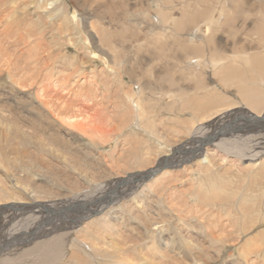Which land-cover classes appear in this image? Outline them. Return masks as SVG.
<instances>
[{"label":"rangeland","instance_id":"obj_1","mask_svg":"<svg viewBox=\"0 0 264 264\" xmlns=\"http://www.w3.org/2000/svg\"><path fill=\"white\" fill-rule=\"evenodd\" d=\"M60 1H67L70 16L76 15L81 26L80 33L74 31L71 34H62L46 27L42 34L33 30L34 35L31 36L29 33L31 26L27 25V20L26 23L21 22L22 25L15 31L17 34L9 31L4 33L5 21L0 23V53H3L0 56L2 80H0V181H2L0 186H9L11 177L18 176L27 182V185L30 184L32 189L51 190L53 196L57 194L61 198L64 197L60 201L70 204L78 209V212L70 214L71 210L66 206L62 212L56 214L68 219L66 221L68 223L69 219L73 220V227L58 231L54 229L55 233L53 231L38 237L34 233L35 235L27 236L26 239L22 238L26 235L23 232L29 222L28 218H31L33 213L17 215L12 220L8 218L4 224L0 223V257L9 256L4 257V260L12 262L23 250H20L23 244H25L23 248H27L37 239L53 238L57 233L68 232L71 239L80 243L82 237H77L76 232L82 231V227L89 221L91 224L89 232L91 231L96 238L93 246L109 250L117 240L114 241L111 231L107 230L103 213L93 215L91 218L86 216V219L77 222L79 216L88 212L83 208L91 201H98L104 193L112 190L115 180L120 181L121 177L132 175L139 169L153 170L158 160L162 161L164 158L169 160L172 157L171 165L163 170L169 171L166 174L160 173L161 176L158 177L159 173H157L149 177V180H129L125 183L126 186L125 184L121 188L119 186L115 191L114 206L130 211H124L122 215L124 214L125 218L130 216L131 219L134 218L135 225L138 222L135 236H151L154 228L163 222L162 226L169 234L175 233L179 238L185 239L219 261L213 253L215 248L213 239L218 234H225V230L227 232L235 230L236 227L233 228L232 225H235L238 219L250 218L249 221L256 222L255 232H262L264 207L254 205L264 203V152L260 153L262 148L254 145L255 140H258V132H249L247 129L250 124L259 120L246 117V110L250 107L238 91V82L248 87H261L263 93L264 84L261 83L262 80L257 81L255 77L248 78L247 75H241L244 79H237V83L236 81L224 83L207 64L210 51L213 49L230 58L234 54L242 56V49H250L264 56V47L256 42L258 39L254 33L257 29L256 22L264 17V0H216L220 2L217 4L219 8L223 3L232 6L230 17L234 20L231 26L229 23H223L225 26L216 32V44L215 42L210 44L207 40L203 42L201 38L205 29L201 26V29L194 30V23L170 31L171 18L182 16V3L189 1L194 3L196 0H89L90 2L58 0ZM211 2L212 0H207V3L200 2L198 8ZM155 4L161 11L171 13L167 21L160 22V12L157 11ZM238 7L243 8L241 14L236 10ZM74 11L76 14L73 13ZM26 16L28 21L37 20V16L31 13H27ZM23 27L24 31L21 30L24 29ZM102 27L111 36L107 45L101 40V32L104 31ZM50 30L53 35H46ZM69 37L72 38L71 42ZM182 37L184 39L189 37L191 43L194 41L200 44L202 47L200 53L182 50L176 43V39ZM30 45L36 46V50L41 53L39 55L42 57H40L41 61H45L44 64L35 63V59L29 56L32 52L29 49L33 47ZM190 57L194 58L190 60ZM236 61L237 66L249 74L250 69L247 68V64ZM2 63L7 66L4 67ZM9 75L14 77L13 82L15 79L17 82L22 80L27 85L23 83L24 86H18L5 81ZM256 82L259 86L255 84ZM197 85L202 87H196ZM214 85L216 88L212 90ZM213 91L222 100L218 103L225 108L228 106L232 108L203 123L197 120L198 123L189 128L188 120L195 111L194 103L205 95L209 96ZM128 92L135 94L133 99L142 98V105L148 111L147 116L153 121L152 126L145 127L140 123L137 106L126 99ZM35 93L44 101L51 100L49 101L52 105L49 106L51 110L54 111L56 108V112L48 113L50 118L55 116L64 125L60 137L67 140L64 142H73L71 151L64 149L60 141L43 140L44 137L39 130L30 127V123L21 119L28 114L21 112L23 108H18L23 106L22 104L35 101ZM254 111L255 114L257 112L264 115V103ZM232 119L235 120L234 123H231ZM230 123L233 126L228 127L226 124ZM222 126L225 127L223 130L220 129ZM214 129H218L216 138L219 137L220 140L225 138L227 148H222L220 144L215 146L218 149L207 145L206 150L208 148L211 163L208 165L204 161L203 164L197 165L195 154L205 146L198 148V145ZM67 130L74 136L76 134L78 137L76 142L72 138L69 139ZM48 133L57 135L52 129L48 130ZM216 138L210 139L209 143H217ZM157 141L170 145L174 150H178L177 153L183 148L186 151L181 152L182 155L173 154L174 156L170 157L162 150H158V146L162 144ZM149 151L152 153L151 156L146 154ZM256 152L258 155L254 156V160L251 159L249 156ZM18 158L25 162L31 161L35 168H26L23 165L22 169H16L7 163ZM146 158H150L151 161ZM6 170L13 175L8 174ZM144 185L146 189L150 186L153 190L148 196L153 200L147 202L153 205L152 209L143 207L144 200L136 195ZM9 189L14 191L13 188ZM206 191L208 192L204 193ZM200 192L203 193L201 197L198 196ZM14 193L15 196L20 195ZM239 206L250 207L251 211L244 214V210H240ZM7 208H9L8 204H0V221ZM34 214L38 213L34 212ZM34 214L33 216H36ZM52 223L53 221H47L45 228ZM165 224L170 228H166ZM172 225L174 228L171 227ZM18 227L21 232L18 231ZM138 231L143 234H139ZM146 231L149 232L145 233ZM232 239L233 241L230 240L226 248L227 252H235L238 255L235 248L241 247L242 236L238 232ZM144 243L143 240L142 244ZM83 245L85 249H89L91 243L84 241ZM233 246L234 248L231 249ZM75 247L78 245L76 244ZM91 251L99 250L92 247ZM112 252L109 250L107 254ZM257 255H261V251L250 253V262L261 263V256L257 257ZM124 262L125 260L121 261ZM90 263L119 264L114 262L111 256L105 258L98 256Z\"/></svg>","mask_w":264,"mask_h":264},{"label":"bare ground","instance_id":"obj_2","mask_svg":"<svg viewBox=\"0 0 264 264\" xmlns=\"http://www.w3.org/2000/svg\"><path fill=\"white\" fill-rule=\"evenodd\" d=\"M77 1L79 2V0H77ZM154 1H158V0H154ZM85 2H87V1H85ZM200 2H206L207 3V0H196L194 3H191L190 1L188 3L187 2L182 3V9H181L182 10V16L180 18H176V17L171 18L172 19V21H171L172 25H170L171 26L170 31L171 30L173 31L175 28L182 29V28H184V26H186L190 23H192V24L194 23L195 24L194 30L201 29V26L204 27L205 30L203 31V38H201V39L203 40V42H204V40H207V42L211 44V43L215 42L216 32H218L222 26H225V25H223V23H229V26H231L230 25L231 22L234 21L233 18L230 17V14H232V13H230L232 6L228 5L226 3L225 4L223 3V5L220 6V8H219L217 6V4L220 2L216 1V0H212L211 4L204 5V7L200 6L198 8V4ZM163 6L164 5L162 4V8H164ZM156 7L158 8L157 11L160 12L159 16H160V22L161 23H163L165 20L167 21L171 17V15H170L171 13L169 14V12H164L163 10L161 11L160 7H158L157 5H156ZM218 10H222V11L218 12ZM236 10L239 14H241V12H243V8H241V7H238ZM216 11L218 13H216ZM27 13H31L33 15H36L37 20L35 21V20L29 19L30 21H28V19H27L28 16H26ZM73 13L76 14V11H74ZM217 14H218V16H217ZM169 15H170V17H169ZM223 17H225V19H223ZM263 18L256 22L255 25H256L257 29L254 32L256 35L255 37H257V39H258V41H256V42L258 44H261L260 46H262V47H264V19ZM26 20H27V25L31 26V29H30L31 32L29 30V33L31 36L34 35V34H32L33 30H37V32L39 31V33L42 34V31L44 32L47 29L46 27H50L51 30L53 29L55 32L58 31V32H61L62 34H64V33L71 34L74 31L75 32L77 31L80 33V27L81 26L76 19V15L70 16L67 1L58 2V0H0V23L5 21V30L3 31L4 33H6L5 31L15 33V31L19 28V26L22 25L21 22L23 23L25 21V23H26ZM229 28H231V27H229ZM21 30L24 31L25 28L24 29L21 28ZM21 30H20V32H21ZM51 30H50V32L48 31L46 35L52 34ZM101 33H102L101 40L104 42L105 45L109 44L110 40H111L110 34L107 31H105V29ZM15 34H17V33H15ZM20 35H21V33H20ZM30 35H28V36H30ZM47 37H49V36H47ZM59 39H61V38H59ZM53 40H54V38H53ZM69 40L71 42L72 38L69 37ZM56 41H59V40H56ZM176 41H177L176 43H178L179 47L182 50H184L185 52L190 53L192 51L195 53H200V51H201L200 49L202 47L200 46V44L194 43V41L191 43L189 37L186 39H184L183 37L181 39L178 38V39H176ZM82 42H84V41H82ZM34 44H36V43H34ZM58 44H60V43H58ZM215 44H216V42H215ZM30 46H33V45H30ZM41 46H39V47H41ZM87 46L88 45L86 44V47ZM102 46H103V44H102ZM33 47H32V49H29V51H32L29 54V56L33 57L35 59L34 60L35 63L44 64L45 61L44 60L41 61V59H40L41 56L39 57V55H41V53L38 52V50H36V46L34 48ZM176 47H178V46H176ZM37 49H38V47H37ZM236 51H238V50H236ZM241 51H242V53H241L242 56H240L239 54L238 55L234 54V55H232L233 57L230 58V56L220 54L221 52L219 50L213 49L210 51V57L208 58L207 66L208 65L211 66L213 68L212 69L213 73L217 74L220 77V81L227 83V84H229L230 81H233V82L236 81V83H237V79H239V78L244 79V77H242V76H246V75L248 78H250L252 76L255 77L257 79V81L262 80L261 83L264 84V56L261 55L259 52L250 51V49H247V50L242 49ZM233 52H235V50H233ZM1 54L3 55V53H0V56H1ZM94 56L96 57L97 53ZM12 58H14V57H12ZM193 58L194 57H190L189 59L191 60ZM228 58H230V59L227 60ZM236 60L242 61L243 64H247V66H248L247 68H249L252 72L250 73L249 69H248L249 74H247L246 72H243L244 70L240 69V67L237 66L238 64H236V62H237ZM3 63H5V62L3 61ZM197 63H198V61H197ZM5 66H7V65L5 64L4 67ZM30 66H31V64H30ZM193 67H195V66H193ZM51 72H53V71H51ZM169 73L171 75V71H169ZM12 75H14V74L12 73ZM12 75H9L8 78L5 79V81L7 80V82L14 83L15 85H18V86L22 85L24 83L22 80L21 81L18 80V82H17L16 79H15V82H13L14 77ZM2 78L4 79V77H2ZM0 80H1V78H0ZM9 83H7V84H9ZM252 84H253V82H252ZM255 84L257 86H259L257 82ZM10 85H12V84H10ZM25 85H27V84H25ZM22 86H24V85H22ZM196 87H202V85L201 86L197 85ZM215 88H216V85H214L212 90H215ZM199 89H201V88H199ZM238 91L244 97L243 100L250 107L246 110L247 111L245 113L246 117L248 119L254 118L256 120H259L256 123L250 124L247 127V129L249 130V132L250 131L258 132V134H257L258 140H255L254 145L258 146V147L260 146L262 148L260 153H263L264 152V131H263L264 130V115L257 113V112L255 114L254 110H258V107L260 105H263L264 93H263L261 87H259V88H254V86L248 87V86L243 85L242 82H238ZM211 93L212 94H210L209 96L205 95L202 99L200 98L201 100H199L198 102L196 101L194 103L195 104V111L191 114V117L189 118L190 120H188V121H190V123H189L190 127L189 128H192L193 125L197 124L198 122L203 123L207 120H211L215 116L220 115L224 111H227V110L232 108V106H228V108L223 107L222 104L218 103V101L220 100V97H218L219 95L215 91H213ZM38 95L39 94H36L35 101L33 100L27 104H22L23 106L18 108V109L23 108L21 110V112H26L31 117L34 116V118L28 117V115H26L28 120H27L26 116H23L21 119L30 123V125H29L30 127L34 128L36 130H39L44 137L43 140L47 139L50 142L52 140L58 141V142L60 141V143H62V146L64 149L71 151V147H72L71 145L73 142H69V143L64 142L65 139L60 137V134H61L60 132L63 131L62 128H64L63 127L64 125H62L59 121L60 119L59 120L56 119L55 116L53 118L51 116V118H50V113H48V112L53 111L50 109V107H52V105L49 104L50 103L49 101H51V100L47 101L45 99L46 101H44L43 98L41 97L42 98L41 99L40 95H39V97H38ZM134 95H133V93L130 94L128 92L126 94V99H128L130 102L135 103V106H137L138 111H139V114H137L138 120L140 121L141 124L145 125V127L152 126L153 121L151 120V117L147 116L148 111L142 105V98L136 97V99H133ZM170 97H172V95H170ZM124 99H125V97H124ZM220 101H222V100H220ZM25 106H27V107H25ZM219 107H221V108H219ZM48 108H49V110H48ZM54 111L56 112V108L54 109ZM63 113H64V110H63ZM197 120H199V121L197 122ZM234 121L235 120L232 119L231 123H234ZM231 123L226 124V125H228V127L233 126ZM223 128H225V127H223V126L220 127V129H222V130H223ZM50 129L54 130L57 133V135L49 134L48 130H50ZM217 130L218 129H214L213 132H211L209 135H206L207 137L205 139H203L201 141V143H199L200 145H198V148L202 147L203 145H205V146L202 148L201 151H198L195 154L197 157V160L195 163L197 165L203 164L204 161H206L207 162L206 164H208V165L211 163V158L209 157L208 148L206 150L207 145H209L213 148H217L215 146H217V144H220V145H222V148L223 147L227 148L228 144L224 141L225 138L223 140H220L221 138L215 137V135L218 132ZM66 133H67V135L70 136L69 139L72 138L75 140L74 142H76L78 140V137L76 136V134H75V136L72 135V132H70L69 130H67ZM219 133H221V132H219ZM197 135H198V133H197ZM254 135H256V134H254ZM203 136H199V137H203ZM251 136H253V135H251ZM214 138H216L217 143L210 144L209 140L214 139ZM240 139L242 140V138H240ZM249 140H251V139H249ZM65 141H67V140H65ZM157 142L162 144V145L158 146V150L159 149L162 150L163 153L165 152V154H167L170 157L173 154L182 155L181 152L186 151L182 147L183 149L182 150L180 149L181 151H179V153H177L178 150H176V149L174 150L170 145L168 146V145H166V143H163L161 141H157ZM44 144L42 143V145H44ZM186 149H189V148H186ZM146 154L151 156L152 153H151V151H149ZM257 155L258 154L256 152V153L250 155L249 157L251 159H253L254 156L256 157ZM243 156H246V155H243ZM172 158H170V159H172ZM170 159L168 160V158H164L162 161L158 160L157 161L158 163H157L156 167L153 168V170H152V168H150L151 170L146 169L143 171H142V169H139V170H137V172L133 173L132 175L129 174L127 177L126 176L121 177L120 181L115 180L114 187L112 188V190L104 193L103 196L101 197V199H99L100 201L99 200L94 201V202L91 201L90 203H88L86 205V207L83 208L84 211L88 210V212H84L83 215L79 216L80 218L76 219L77 222H81V219H86V216L91 218L93 215H96V214L98 215V213L102 212L103 216L105 218L104 221H106V225L108 228L107 230L111 231L114 241L117 240L115 242V245L109 249V250L113 251L112 254H110V253L107 254V252L109 250H103V249H100L99 247L93 246L96 238L91 233V231L89 232V228L91 227V224L89 221V222H87L88 224L86 226L82 227V231H79V233L76 232L77 237H79V236L82 237V242H80V243L76 242L74 239H71L69 237L68 232L60 233V234H58L56 232L57 235L54 236L53 238L50 237L47 239L46 238L37 239V241L33 242L27 248H23L25 244H23V246L21 245L22 247H21V249L20 248L19 249L20 250L23 249V250L21 251V253H19V256L16 259L12 260V262L4 260L5 256H1L0 257V264H67V263H70V264H91L90 263L91 260L93 258H97L98 256H100L102 258L111 256L114 259V262H119V264H264V230L262 232L260 231L261 233L257 232V231L255 232L254 224H256V222L255 221H249L250 218L238 219L236 221L235 225H232L233 228L236 227L235 230L233 229L234 231L231 230V231L227 232L225 229H223L226 232L225 234H218V235L216 234L217 236L216 237L214 236L215 238L213 239V242L215 243L214 244L215 248H214L213 253L215 254V256L217 258H219V261L214 259V257L209 255L208 253L202 252L198 247H195L193 244L189 243L185 239L179 238L175 233L169 234L168 231H166L164 229V227L162 226V224H164L163 222L161 225L156 226L154 228V231H152L151 236H143V237H140L141 235L135 236L137 234L136 226L138 225V222H136L137 225H135V224H133L134 218L131 219V216L125 218L124 214L122 215V212H124V211L130 212V211H126L123 208L118 209L117 206L116 207L114 206L113 203H115V202H113V197H114V195H116L115 191H116L117 187L120 186V188H121L129 180L130 181H132V180L134 181V180H138V179H141L140 181L149 180L152 175H157V173H159L158 177L166 174L169 171L168 170L163 171V170L168 165H171ZM146 160H150V158H146ZM7 163L9 164V166L12 165L11 167H15L16 169H18V168L22 169L23 165H25L26 168H28V167H30L31 169L35 168L33 166L34 164L31 161L25 162V160H23L21 158H18L15 160H10ZM11 167H10V169H11ZM207 168H208V166H207ZM6 172L10 175H13V173H9L8 170H6ZM160 173H161V175H160ZM0 182H2V181H0ZM10 182L11 183L7 187L6 186H0V204H8L9 205V208H7L5 210L6 212H4V214H3V219L1 217L0 223L4 224L8 218H10L12 220V218L14 216H17V215L18 216L19 215L24 216L28 212H31L33 214L35 212V213L39 214V215L34 214L36 216H33V214L30 213L32 215V217L28 218L29 222L27 223V225L25 227L26 230L23 232L26 235H24L22 238L26 239L27 236L31 237L32 235H35V234L38 237L40 235L42 236V235L47 234V233H52L53 231L55 233L56 230H54V229H57V231H58V229H62V228L68 229L72 226V224H74L73 220L71 221V219H69V223H68V222H66L68 219L66 220L65 217L60 216V215L59 216L56 215V214L62 212L63 209L66 208V206H68L70 208V210H71L70 214H73V212H75V211L78 212L77 211L78 209L76 210L70 204H68V203L64 204L65 201H63V202L60 201V200H63L64 197L61 198L57 194H55V196H53L54 193L51 190L39 191V189H37V188L32 189L30 184L27 185V182H25L21 177L19 178L18 176L17 177H11ZM125 186H126V184H125ZM137 186H138V184H137ZM8 187L13 188L14 191H11V189H9ZM202 190H203V188H202ZM14 192H17L20 195L15 196ZM138 192L139 193L136 195H138V197H142V199L145 202L144 205L142 204V206L147 208V209H152L153 205L147 203V202H152V200H153V199L151 200V197L148 198V196H150L149 194H152V192H153L151 187L147 186V189H146V185H144V186H142V189ZM207 192L208 191H206L204 193H207ZM201 193L202 192L198 193L199 197H201ZM202 195H203V193H202ZM208 197H210V196L208 195ZM215 197H219V195H215ZM93 199H94V197H93ZM2 202H4V203H2ZM38 202H40V203H38ZM42 203H45V204L42 205ZM105 205H107V206H105ZM254 206L264 207V203L263 204L262 203L257 204ZM62 207H64V208H62ZM2 208H4V207H2ZM239 208L242 211L244 210V212H245L244 214L251 211L250 207L239 206ZM58 209H60V211ZM120 209H121V211L119 212ZM80 210H82V208ZM263 210H264V208H263ZM64 211H67V210H64ZM5 213H7V214L5 215ZM49 215H50V217H49ZM52 215H53V218H51ZM66 216L68 217V215H66ZM26 217H28V216H26ZM64 218H65V220H64ZM47 221H49V222L53 221V223H52V225L50 224L51 226H48L45 228V224L47 223ZM135 221H137V219H135ZM100 222H103V221H100ZM157 222H159V221H157ZM25 224H26V222H25ZM101 225H103V223H101ZM106 225H104V226H106ZM7 226H10V225L7 224ZM222 226H225V225H222ZM165 227L170 228L167 225ZM171 227L174 228L173 225ZM19 230L20 229L18 227V231ZM19 232H21V231H19ZM147 232H149V231H146L145 233H147ZM172 232H174V231L172 230ZM238 232H239V235L242 236L241 247H239L237 249L235 248L238 255H236L235 252H231V253L229 252L228 253L227 252L228 249H226L229 246L228 243L230 240L233 241V239H232L233 235L238 234ZM138 233H139V231H138ZM208 233H210V232H208ZM11 234H12V232H11ZM139 234H143V233L140 232ZM7 235L9 236V233ZM15 237H17V236H15ZM19 238H20V241H22V238L21 237H19ZM211 239H212V237H211ZM143 240L145 242L144 244H142ZM84 241H89L91 243V246L88 247L89 249H85V247L83 245ZM76 244L78 245V247H75ZM138 246H140V247H138ZM92 247L98 248L99 251H91ZM232 248H234V246L231 247V249ZM231 249H229V250H231ZM235 250H233V251H235ZM255 251L256 252L261 251V255H257V257L261 256V260H262L261 263H260V261L259 262H257V261L250 262L249 255H250V253H253ZM7 253L8 252H6V255H7ZM7 257H9V256H7ZM7 257H5V258H7ZM123 260H125V262L121 263V261H123Z\"/></svg>","mask_w":264,"mask_h":264}]
</instances>
